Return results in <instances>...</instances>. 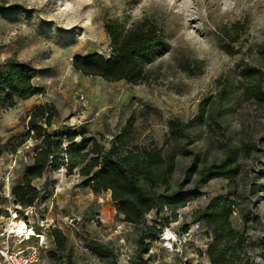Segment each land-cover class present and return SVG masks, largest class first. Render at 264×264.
<instances>
[{
	"label": "rangeland",
	"instance_id": "obj_1",
	"mask_svg": "<svg viewBox=\"0 0 264 264\" xmlns=\"http://www.w3.org/2000/svg\"><path fill=\"white\" fill-rule=\"evenodd\" d=\"M144 16L166 31V45L146 65L148 83L107 82L73 69L77 56L110 54L105 19L129 24ZM8 58L31 67L42 92L0 106V225L41 148L28 122L43 104L54 115L50 126L38 124L61 136L62 148L65 136L75 133L76 143L84 134L107 149L133 117V145L172 157L170 189L183 181L193 158L209 166L238 150L241 165L232 182L185 183L189 201L161 210L159 232L146 234L148 252L140 256L139 237L155 214L140 226L125 222L110 192L83 186L79 166L69 170L63 155L60 165L30 180L38 191L33 204L20 205V218L33 207L27 218L49 224L48 250L36 264H210L204 254L210 230L192 218L215 196L235 200L231 221L247 239L245 260L264 264V102L250 96L258 83L264 92V0H0V64ZM199 114V122L169 134L170 120L187 123ZM250 183L255 192H243Z\"/></svg>",
	"mask_w": 264,
	"mask_h": 264
},
{
	"label": "trees",
	"instance_id": "obj_2",
	"mask_svg": "<svg viewBox=\"0 0 264 264\" xmlns=\"http://www.w3.org/2000/svg\"><path fill=\"white\" fill-rule=\"evenodd\" d=\"M103 29L109 40L110 54L107 57L100 53L77 56L72 62L73 69L107 82L125 81L134 85L148 83L150 71L146 65L152 60L155 51L166 45L164 27L144 16L129 24L107 18ZM34 75L31 67L15 58H8L1 63L0 106L13 107L19 100L40 94L42 90L33 83ZM250 96L264 102L261 83L251 89ZM53 115L54 108L48 104L40 105L31 112L28 125L34 138L40 140L41 148L27 167V184L13 190L15 202L23 206L33 204L38 191L30 184V180L42 177L48 167L56 168L65 155L69 170L74 165L79 166L78 174L83 178V186L89 187L94 194L110 192L111 200L117 205L125 222L140 226L144 224L147 214H155L153 224L145 227V233L139 237L140 256L148 252V244L144 243L146 234L159 232L156 225L159 224L161 210L167 208L175 211L189 201L191 191L184 189L185 183L192 178L194 184L205 183L211 178H224L232 182L241 170L237 161L238 150H227L218 164L214 162L209 166L199 167L197 159L193 158L185 169L183 181L176 189H170L172 157L162 155L160 149L149 150L133 145V117L127 120L107 149L95 137L84 134L80 135V141L76 143L75 133L65 136L68 144L62 148V137L52 136L38 124V121H42L46 127L50 126ZM201 116L199 114L187 123L178 119L170 120L169 134L178 135L185 126L199 122ZM255 188V183H250L243 192L254 193ZM234 205L235 200L215 196L193 213V221L203 222L210 230L212 240L204 251L210 264H247V239L244 232L234 229L231 221ZM56 245L61 248L60 242L56 241Z\"/></svg>",
	"mask_w": 264,
	"mask_h": 264
},
{
	"label": "built area",
	"instance_id": "obj_3",
	"mask_svg": "<svg viewBox=\"0 0 264 264\" xmlns=\"http://www.w3.org/2000/svg\"><path fill=\"white\" fill-rule=\"evenodd\" d=\"M20 210L19 204L4 208L6 222L0 225V264H36L39 252L48 250L47 220L44 221L47 226L43 228L27 218L33 214V207L24 210V218H20Z\"/></svg>",
	"mask_w": 264,
	"mask_h": 264
},
{
	"label": "bare ground",
	"instance_id": "obj_4",
	"mask_svg": "<svg viewBox=\"0 0 264 264\" xmlns=\"http://www.w3.org/2000/svg\"><path fill=\"white\" fill-rule=\"evenodd\" d=\"M170 235V233L169 232H166V237H168Z\"/></svg>",
	"mask_w": 264,
	"mask_h": 264
}]
</instances>
